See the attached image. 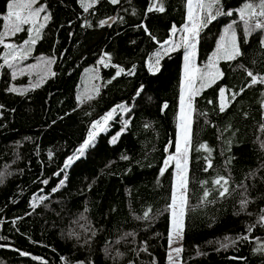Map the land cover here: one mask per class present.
Instances as JSON below:
<instances>
[{
	"label": "trees",
	"instance_id": "obj_1",
	"mask_svg": "<svg viewBox=\"0 0 264 264\" xmlns=\"http://www.w3.org/2000/svg\"><path fill=\"white\" fill-rule=\"evenodd\" d=\"M245 2L221 0L233 15L217 16L197 38L199 66L229 24L242 55L221 62L223 76L193 98L179 264H264V224L258 223L264 215V84L246 87L247 71L264 76V34L245 36L237 14ZM151 3L98 0L85 12L81 0H41L50 19L33 57L54 62L38 87L27 77L12 78L0 45V264H168L173 166L160 173L174 153L185 51L161 58L156 73L147 60L185 23L188 6L187 0H156L165 10L147 12ZM6 5L0 0V14ZM25 33L9 40L23 42ZM90 67L96 69L88 78ZM12 83L17 91L9 90ZM221 88L228 100L223 113ZM122 104L124 115L65 169L93 122ZM123 116L127 128L110 143ZM201 144L211 150L207 171L209 153ZM217 176L229 179L230 194L212 191L202 203ZM245 198L250 202L242 209Z\"/></svg>",
	"mask_w": 264,
	"mask_h": 264
},
{
	"label": "snow or ice",
	"instance_id": "obj_2",
	"mask_svg": "<svg viewBox=\"0 0 264 264\" xmlns=\"http://www.w3.org/2000/svg\"><path fill=\"white\" fill-rule=\"evenodd\" d=\"M98 0H81V5L85 12L89 11V8L92 7ZM112 4L119 3V0H110ZM39 5V6H37ZM188 6V23L184 25L183 32L184 35L181 37V42L179 44L172 43L171 41H165L164 44L161 45L163 49V53L157 52L155 58V65H159V61L161 55H167L169 52V48L164 47V45H169L172 51L177 50L180 47H183L187 50L185 53V82H182L181 94H180V116L178 127V134L175 142V154L169 155L165 160V167L161 169V175L164 174L169 162H175L176 169V183L174 185V190L171 197V203L169 204V208L171 209V225H172V233L180 236L184 229V216L185 209L188 206V191H189V176H188V162H189V152L191 146V125H192V100L193 98L199 94V90L194 87V83L197 80H200L201 88L211 86V84L215 83L216 80L223 76V73L219 71L216 67V60L223 58L228 61L235 60L237 57L242 55L240 50L239 43L236 39V33L233 31V25L229 24L225 29V34H231V40L229 44H224L223 42L218 45L217 52L213 54L212 57L209 58L208 70L205 72H201L200 68L196 67L192 63V56L194 53V49L196 47L197 38L200 34L202 28L206 27L209 23L217 18L219 15H227L232 16V11L225 12L221 6V0H196L194 4V0H187ZM165 9L162 5H157L156 0H152V3L147 9V12H163ZM46 11L43 5L39 4V0H7L6 5V14H0V21H2V30H0V45H3L4 48L9 49V53L4 57V64L9 68L14 67L11 61H15L17 59H25L31 51V45H35L37 40L40 38L41 31L45 28L46 22L50 19L48 15H44L41 17V13ZM239 19L244 23V32L245 35H251L257 29L264 30V0H257V3L246 2L244 5L238 9ZM43 21V22H41ZM101 26H103L107 21H101ZM28 26L25 28V26ZM146 33L149 36L152 34L148 31L147 26L142 25ZM27 31L28 39L23 41L22 45H15L11 43H5L6 38L15 36L18 33ZM177 29L173 27L172 33L175 35ZM152 39H155L152 36ZM246 42V41H245ZM261 44L264 45V40H261ZM54 61L49 60L48 63H53ZM101 63H104L101 60ZM107 66V65H105ZM35 67V66H31ZM115 67V65H114ZM150 70H153V65H150ZM158 70V67L155 69ZM21 72H24V69H21ZM124 72V69L120 68L113 79L120 76L121 73ZM129 75L133 74L132 72L128 73ZM248 77H251L250 82L246 87H251L256 84H264V76H260L258 74H254L252 71L246 72ZM54 75V73H53ZM13 78H15L16 73H12ZM110 82V81H109ZM246 87H242L239 92L232 93V99L235 100L236 96L242 94ZM10 91H17L15 88L9 89ZM139 91L137 95H139ZM220 104L219 111L221 113L226 111L228 104L226 103L225 97V89H220ZM91 99V97H89ZM167 108V105H164ZM117 108L123 109V105H118ZM117 108H113L109 111L105 116H103L100 120L93 122L91 128L88 132L87 139L81 144V146L76 150L75 157H68L65 162V169H67L72 163L74 159H79L85 154V150L89 147L93 146L95 139L99 132L105 130L108 126V122L113 119V116L117 112ZM125 128H127V123L125 124ZM111 143H116V138H113ZM264 147V145H262ZM200 149L209 153L208 157L205 159L208 161L207 167L204 169L207 171L212 167L210 153L211 150L207 147L206 144H201ZM199 150V149H198ZM51 156V153H49ZM127 159V157H123ZM231 162V158L228 163ZM251 175H254L252 173ZM47 183V181H44ZM61 184L64 181L60 182ZM207 181L202 182V184H207ZM213 188L208 189L204 188L202 203L207 202V197L211 194L212 191L218 192L220 197H224L229 193V179L224 176H217L213 181ZM58 189H53V191H57ZM247 189L245 188V191ZM43 199V198H42ZM249 200L247 198L242 199L240 201V206L242 209H245L249 204ZM264 211V210H262ZM149 216L148 212L144 213L145 219ZM258 223L264 224V215H261ZM251 231V227L249 228ZM172 233L169 235V245L173 243ZM127 235H132L131 233ZM227 239V238H226ZM239 239H248L247 236L240 237ZM119 243V241H116ZM227 244H223L222 247H227ZM146 250V249H144ZM181 248H173L168 254V259L170 262L173 261L172 253L174 252L178 257ZM122 254L117 253V256Z\"/></svg>",
	"mask_w": 264,
	"mask_h": 264
},
{
	"label": "rangeland",
	"instance_id": "obj_3",
	"mask_svg": "<svg viewBox=\"0 0 264 264\" xmlns=\"http://www.w3.org/2000/svg\"><path fill=\"white\" fill-rule=\"evenodd\" d=\"M40 1L41 0H39V4H40ZM195 2H196V0H194V4H195ZM40 5H42V4H40ZM37 6H39V5H37ZM237 14H238V11H237ZM44 15H48L47 14V12L45 11L44 13H41V17H43ZM238 19H239V14H238ZM240 20V19H239ZM41 22H43V21H41ZM231 22H234V20H231ZM240 22H241V24L243 25V29H244V23H243V21H241L240 20ZM47 23V22H46ZM188 23V11H187V17H186V21H185V23L181 26V27H179V28H177V27H175L176 29H177V31H176V33H175V35H173V33H172V30H171V35H170V37H169V39L167 40V41H171L172 43H175V44H179L180 42H181V37L184 35V32H183V28H184V25L185 24H187ZM28 26L26 25L25 26V28H27ZM228 27V25L223 29V32H222V35L220 36V38H219V40H218V42H217V44H216V47H215V51L212 53V55L210 56V57H212L213 56V54L215 53V52H217V48H218V45H220L222 42L224 43V44H229V42H230V40H231V34L229 33L228 35H226L225 34V29ZM173 29V28H172ZM257 30H260L263 34H264V30H261V29H257ZM234 31V30H233ZM235 33H236V31H235ZM19 34V33H18ZM26 35H27V37H26V39H28V33H27V31H26V33H25ZM244 34H245V32H244ZM246 36V35H245ZM12 37H14V36H11V37H8V38H6V40H5V43H11V44H15V45H17V46H19V45H22L23 44V42H16V41H14V42H12V40H9L10 38H12ZM25 39V40H26ZM236 39H237V33H236ZM263 40H264V36H263ZM238 41V40H237ZM196 44H197V42H196ZM1 46H3V45H1ZM33 46L34 45H31L30 47H31V51H30V53L28 54V56H27V58H25V59H23V60H21V59H17V60H15V61H11L10 60V63H12L13 65H14V67H12V68H9L7 65H5V67H7L9 70H10V72H11V75H12V73L13 72H15L16 73V76H15V78H13V76H12V78L15 80V79H17V77H27L28 79H30V87H38L39 86V84L44 80V79H46V78H49L51 75H52V63H48V61L49 60H51V61H53L51 58H46V57H39V58H37V57H33ZM4 47V46H3ZM164 47H166V48H169V52H168V54H170V53H172L173 51L170 49V46L169 45H164ZM6 49V54H8L9 53V49H8V51H7V48H5ZM178 49H184V51H185V53H186V51H190V50H187V49H185V48H183V47H180V48H178ZM177 49V50H178ZM176 51V50H175ZM157 52H161V53H163V49L160 47L148 60H147V68H148V70H149V72L150 73H156L158 70H155L157 67H158V69H159V65L158 66H156L155 65V58H156V53ZM6 54H5V56H6ZM167 54V55H168ZM164 56H166V55H161V58H163ZM184 57H185V54H184ZM209 57V58H210ZM160 58V59H161ZM223 61H228V60H226V59H223V58H220V59H217L216 60V67H217V69H219V64L221 63V62H223ZM192 63L196 66V67H198V68H200V70H201V72H205V71H207L208 70V68H207V66H208V63H209V59H208V61L204 64V65H202V66H199V65H197V52H196V47H195V49H194V53H193V56H192ZM150 65H153V70H150ZM31 66H35V67H31ZM91 68V67H90ZM89 68V69H90ZM21 69H24V72H21ZM95 69H96V67H92L90 70H89V72H87V77L88 78H91L89 75H93L94 74V71H95ZM219 71H220V69H219ZM35 75V77H32V76H34ZM32 79V80H31ZM219 79V78H218ZM182 82H185V59L183 58V64H182ZM201 81L200 80H197V81H195V83H194V87L196 88V89H198L199 90V92H201L202 90H204L205 88H207V87H204V88H201ZM27 85V81L22 85V86H26ZM212 85V84H211ZM181 87H182V84H181ZM11 88H16V85L14 84V83H12V85H11ZM86 95H89V94H86ZM225 97H226V103L228 104V100H227V96H226V93H225ZM79 99H82V96H79ZM220 93H219V99H218V104H220ZM192 102H193V100H192ZM123 106H124V108L123 109H121V108H117V107H114V108H117V112L115 113V115L113 116V119H114V117L116 116V115H124V113L126 112V110H127V107L124 105V104H122ZM112 110V109H111ZM110 110V111H111ZM179 116H180V100H179V110H178V115H177V125H178V123H179ZM101 119V118H100ZM99 119V120H100ZM109 123H110V121L108 122V126L105 128V130L104 131H102V132H99L98 134H104V133H106L107 131H108V129H109ZM125 124H126V121L124 120V116H123V119H122V125H123V127L121 128V129H119V131L118 132H116V133H114V134H112V135H110V143H111V141H112V139L113 138H116V140H117V138L119 137V135L123 132V130H124V126H125ZM177 134H178V127H177V133H176V138H177ZM87 139V138H86ZM176 142V141H175ZM173 154H175V145H174V153ZM75 155H76V153L72 156V157H75ZM170 155H172V154H170ZM68 159V158H67ZM76 159H74L73 161H75ZM66 162V161H65ZM169 165H172L173 166V190H174V185H175V183H176V179H175V176H176V169H175V162L174 161H171V162H169ZM65 168V167H64ZM173 193V192H172ZM33 203L35 204V200H33ZM171 220H172V217H171V209H170V229H169V235H170V233H172V225H171ZM172 238H173V243L171 244V247H170V245H169V247H168V254H169V252L171 251V249H173V248H180L181 247V240H182V234L180 235V236H177V235H175V233H172ZM172 256H173V261L172 262H170L169 261V259H168V264H179V256L177 257L176 256V254L173 252L172 253ZM167 258H168V255H167Z\"/></svg>",
	"mask_w": 264,
	"mask_h": 264
}]
</instances>
